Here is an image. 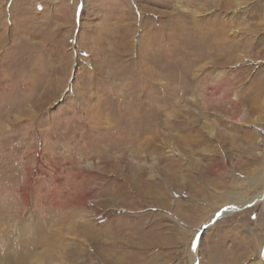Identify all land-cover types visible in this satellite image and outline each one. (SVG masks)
<instances>
[{"label": "rangeland", "instance_id": "rangeland-1", "mask_svg": "<svg viewBox=\"0 0 264 264\" xmlns=\"http://www.w3.org/2000/svg\"><path fill=\"white\" fill-rule=\"evenodd\" d=\"M263 197L264 0H0V264H264Z\"/></svg>", "mask_w": 264, "mask_h": 264}, {"label": "bare ground", "instance_id": "bare-ground-1", "mask_svg": "<svg viewBox=\"0 0 264 264\" xmlns=\"http://www.w3.org/2000/svg\"><path fill=\"white\" fill-rule=\"evenodd\" d=\"M250 32V31H249ZM221 34V33H220ZM220 37V36H219ZM247 43L248 42H244V43H242V44H244V45H247ZM233 48H231V50H232ZM226 50V49H225ZM235 50V49H234ZM218 51H221L220 50V45H217L216 46V48H215V52H218ZM227 53H228V51H227ZM232 53H234L233 51H232ZM229 54V53H228ZM229 83V82H228ZM226 81H224V80H218L217 81V84H215V93L216 94H219V93H224V97H229V84H228ZM148 130V128H146L145 129V131H147ZM147 146H149L150 145V143L148 142L147 144H146ZM138 147V146H137ZM153 147V146H152ZM140 149V148H139ZM142 150V149H141ZM133 152H135V151H133ZM142 153V152H141ZM148 154H149V152H148ZM172 180V179H171ZM147 183V182H146ZM149 188V190L151 191V189H152V187L150 188V187H148ZM153 191V190H152ZM158 197H160V194H155V198L153 199V203H158V201H159V199H158ZM263 199H264V197H263ZM262 199V200H263ZM166 204V203H165ZM189 207H191V205L189 206ZM211 221H212V219H211ZM210 221V222H211ZM209 225V224H208ZM197 249H198V240H196L195 241V246H194V248H193V251L190 253V264H198V257H197ZM261 250V255H262V260H263V263H264V247L262 248V249H260ZM141 253V252H140ZM116 256V255H115ZM115 256H113V255H104V258L105 259H103L104 260V263L105 264H112V263H108V258L109 257H115ZM143 258V255H138L137 257H135L134 256V261L135 262H137V261H139V260H141ZM11 259V258H10ZM30 259V255H29V257H28V255H20V257H19V264H26V262H28V260ZM36 261H38V262H40L41 264H57V263H59L62 259L61 258H59V257H56V256H54V255H43V256H40V255H38V256H36L35 258H34ZM9 260V259H8ZM111 260V259H110ZM112 261H114V260H112ZM134 261H133V259L131 260V262L129 263V264H133L134 263ZM62 262V261H61Z\"/></svg>", "mask_w": 264, "mask_h": 264}]
</instances>
